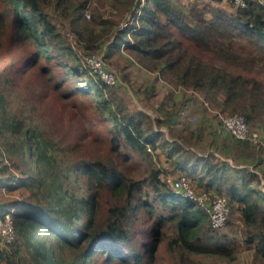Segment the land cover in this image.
Listing matches in <instances>:
<instances>
[{
    "label": "trees",
    "instance_id": "obj_1",
    "mask_svg": "<svg viewBox=\"0 0 264 264\" xmlns=\"http://www.w3.org/2000/svg\"><path fill=\"white\" fill-rule=\"evenodd\" d=\"M7 1L12 9L11 24L15 39L25 41L33 47L25 62H36L40 57L47 62L53 57L50 52L53 49L75 52L69 45L60 46L61 34L44 8V5L50 6L54 2L59 5L65 0ZM207 1L211 12L209 18L203 16L204 11L195 7L187 9L177 0H145L140 6V12L134 13L133 21L114 33L105 58L114 49L118 51L123 47L135 53L141 62H145L146 60L142 61L144 59L153 61L158 64V75L162 78L172 81L171 74L176 84L200 93L209 105L219 107L218 110L227 114L241 113L249 128L259 130L264 136V80L260 76L264 74V63L261 61L264 59V5L259 0H244V6L236 5L234 0H223L234 6L233 12H228L223 6L211 4L222 0ZM140 3V0H133L129 10ZM83 8L84 3L81 2L72 12L67 10L64 15L69 16L70 29L81 52L85 54L101 49L102 42L94 34L92 25L105 24L111 19L104 18L101 14L94 19V13L91 18H86ZM173 29L183 37L190 38L195 46L209 52L211 62H204L197 55L188 52ZM237 38L256 45L260 54L233 48V40ZM52 43L54 46H51ZM81 55L76 56L82 60ZM76 56L75 61L78 63ZM83 66V70L79 64L69 68L66 65L62 67L71 75H81L88 79L85 84H74L70 89L89 97L92 103L96 102L94 105L98 111L112 124V141L127 146L136 153H148L151 149L155 153L159 151L163 153L164 164L170 165L173 171L186 177L195 189L224 195L229 203L226 224L230 215L234 214L233 219L240 220L243 226V236L237 239V236L209 224L208 235L199 237L197 225H201L204 217L209 219L208 215L193 200L174 193L171 186L167 187V183L160 177L168 172L167 167L150 170V183L156 194L161 195L160 202L171 201L173 205L181 206L179 211L172 208L173 214L159 215L150 231H142L140 238L133 240L132 244L129 231L122 226L128 204L108 207L103 226L97 228L93 225L95 191L99 188L115 192L126 191L127 196L133 198L141 181L129 180L120 170L101 160H82L80 172L90 189L89 196L68 195L62 190L61 183L54 185L44 180V166L50 164L51 160L47 140L38 132L27 130L21 146L40 167L41 174L25 176L27 179L16 178L17 183L36 186L38 189L42 186L48 192L44 195V203L38 205L40 209L23 200L0 203V217L9 213L14 230L13 239L6 248L0 250V258L6 260V264H16L15 255L18 247H21L19 237L22 236L25 240L22 247L34 250L36 264H76L78 260L80 264L87 260L96 264L98 258L103 259L100 264L114 259L144 264L145 258H152L158 225L165 219H171L175 222L177 233L168 241L167 247L171 249L175 246L181 258L189 259L190 254L230 258L239 244H243L250 246L255 257L264 262V191L254 167H239L225 160H217L213 152L214 146L211 142H204L202 126L177 127V134L170 130L171 138L165 136L163 130L156 129L154 123L161 126L181 123L185 115L181 102L167 105V102L161 101L154 110L162 112L163 117L151 116L145 110L129 107L123 101L117 93L119 82L108 85L94 77L84 64ZM43 69L49 70L47 66H43ZM55 85L58 87L60 80ZM192 96L195 100L193 102L206 107L194 94ZM1 99L0 94V102ZM217 124L224 130L218 121ZM229 136L228 144L242 151L253 152L263 146ZM231 158L238 165L237 160L233 156ZM2 172L3 166L0 165V187L10 190L9 181L13 179L2 177ZM162 188H165L163 194L160 192ZM193 206L198 210H191ZM233 219L231 220L234 221ZM73 221L78 225L75 226ZM66 249L71 252L77 250L79 256L72 259L66 257ZM180 264H186V261Z\"/></svg>",
    "mask_w": 264,
    "mask_h": 264
},
{
    "label": "rangeland",
    "instance_id": "obj_2",
    "mask_svg": "<svg viewBox=\"0 0 264 264\" xmlns=\"http://www.w3.org/2000/svg\"><path fill=\"white\" fill-rule=\"evenodd\" d=\"M177 1L187 9L195 7L201 12L204 11L202 13L206 18L211 15L207 0ZM81 2L91 5L90 11L91 15L94 13V19L98 14L111 19L109 20L111 23L92 25L94 34L102 42L100 48L106 47L107 49L113 40L114 33L124 22V14L130 11L128 7L133 3V0H65L61 1L59 5H55V2L50 6L44 5L57 31L61 34L62 43L60 46L69 45L75 52L73 53L69 49H53L50 51L53 57L47 62L43 57L38 58L36 62H25L33 47L25 41L15 39L11 24V5L7 0H0V94L2 96L0 102V165L3 166L1 176L13 179L9 181L11 183L10 190L0 187V203L23 200L35 205L37 209H40L39 206L44 203V195L48 189L42 186L38 189L36 186L17 183L18 178L41 174L40 167L27 151H23L21 146V142L25 140L26 131H35L47 140L48 153L51 154L50 164L44 166V180L50 184L52 182L54 185L61 183L62 190L66 191L68 195L85 198L89 196L90 189L86 186L80 172L82 160H101L120 170L129 180L141 181L133 198L128 197L126 191L115 192L108 188H99L95 191L97 194L93 208V225L97 228L103 226L104 220L107 218L108 207L128 204L129 207L122 220V226L129 231L132 238L130 244H132L133 240L140 238L142 231H150L159 215L169 216L174 213L172 208L174 211H179L181 208L179 205H173L171 201L160 202L161 195L156 194L150 183V170L155 167H167L168 172L160 176L167 183V187L171 186V181L179 174L177 171H173L170 165L164 164L163 153L159 151L155 153L151 149L148 153H136L127 146L115 144L112 141L114 135L112 124L108 119H105L101 111H98L94 105L96 102L92 103L89 97L70 89L74 84L88 82L87 78L81 75L79 77L71 75L66 68H63L64 65L69 68L79 64L80 69H84L83 59L77 57L80 54L83 57L84 53L81 52V47L77 44V39L70 29L69 16L64 15L67 10L72 12L75 6ZM211 4L223 6L228 12L234 10L232 3L223 0ZM110 9L115 11L112 12ZM92 22L93 20L90 23ZM173 30L183 41L188 52L197 55L204 62H211L212 58L209 52L195 46L190 38L183 37L177 30ZM51 46L54 44L52 43ZM232 47L242 52L251 51L257 55L260 54L257 51V46L249 43L246 39H234ZM121 49L118 51L114 49L105 58V62L117 73L120 85L117 93L129 107H139L151 116L163 117L162 112L158 113L154 110L158 108L161 101L167 102V105H171L173 102L183 104L185 115L182 117L181 123L167 124V126L154 123L156 129L163 130L165 136L171 138L172 132L175 131L177 134V127L184 125L194 127L201 123L204 128L207 127L209 130L213 128V122L217 124L212 110H218L219 107L209 104L205 108L199 106V103L193 102L195 101L193 94L183 90V88L186 90L190 88L176 84L175 78L171 74L172 81L158 75L160 68L157 63L156 65L155 62L147 59L142 60H146L145 62H141L135 53L123 47ZM75 56L78 58V63L75 61ZM261 61L264 63V59ZM57 63L63 67L57 66ZM43 66H47L49 70L44 71ZM260 76L264 80V74ZM59 80L60 85L57 87L55 82ZM193 92L195 98H197V94L201 96L200 93ZM211 96L213 97V95H209V97ZM194 109L196 114L198 110V118L194 112L188 113V110ZM22 154H24L23 157ZM25 178L27 179V177ZM160 192L161 194L165 193V188H162ZM143 202L146 204L142 205ZM192 209L198 210L196 206H193ZM202 215L205 216L203 212ZM233 216L234 214L230 215L229 222L220 230L227 231L240 239L243 236V226H241L240 220H234ZM73 223L75 226L78 225L76 221ZM158 226L157 242L152 258H145L144 264H180L182 261H186V264H264L255 257L250 246L243 244H239L230 258L206 254H190L191 258L189 259L181 258L180 252L175 246L171 249L167 247L168 241L177 233L175 222L165 219ZM197 226L198 236L206 237L209 231V219L204 217L201 225ZM19 241L21 247H18V252L15 255L16 264H36L34 250L23 249L24 237L20 236ZM7 244L2 248H6ZM2 248L0 250H3ZM66 250L68 252L66 257H70V259L79 256L77 250L72 252L69 249ZM116 261L119 264H132L129 261L118 259L107 261L105 264H118ZM101 262L103 259L98 258L96 264ZM6 263V260L1 257L0 264ZM76 264H80V260ZM83 264L92 263L87 260Z\"/></svg>",
    "mask_w": 264,
    "mask_h": 264
},
{
    "label": "built area",
    "instance_id": "obj_3",
    "mask_svg": "<svg viewBox=\"0 0 264 264\" xmlns=\"http://www.w3.org/2000/svg\"><path fill=\"white\" fill-rule=\"evenodd\" d=\"M145 0H140V5L133 7L128 13L124 14V22L121 23V27L127 26L134 19V13L140 12V6ZM238 6H244V0H234ZM264 5V0H259ZM91 5H87L85 2L83 12L86 18H90ZM114 12V9H110ZM109 10V11H110ZM106 47L98 50V52H90L83 55L84 65L88 68L89 72L94 76L100 78L104 83L108 85L116 84L119 82L118 75L111 67L105 62ZM195 95L193 90L184 89ZM197 98L207 107V101L197 94ZM213 116L220 123L221 127L231 136L240 140H246L254 145H263L264 136L257 129L249 128L245 118L240 114H227L220 110H212ZM171 189L174 193L193 200L196 205L204 211L209 218V224L213 228H223L226 224L229 214V203L224 195L215 194L211 191L204 189H195L189 182V180L178 175L171 181ZM14 237V230L12 225V219L9 213L0 217V248L9 243Z\"/></svg>",
    "mask_w": 264,
    "mask_h": 264
},
{
    "label": "crops",
    "instance_id": "obj_4",
    "mask_svg": "<svg viewBox=\"0 0 264 264\" xmlns=\"http://www.w3.org/2000/svg\"><path fill=\"white\" fill-rule=\"evenodd\" d=\"M200 106V105H199ZM196 110H188V113L195 112ZM198 110H197V118H198ZM197 126H204L200 124H196ZM195 125V126H196ZM204 136L205 141L204 142H211V144L214 146V150L210 148V150H213L214 154L216 155L217 160H225L229 162L231 165L239 166V167H254V171L259 175L260 177V187L264 191V144L260 148L254 149L253 152L248 151H242L240 148H232L228 144V140L230 136L228 133L224 130H222L217 124L213 122V128L207 130V127L204 128ZM231 156L234 157V159L237 160L238 165L235 161L231 158Z\"/></svg>",
    "mask_w": 264,
    "mask_h": 264
}]
</instances>
